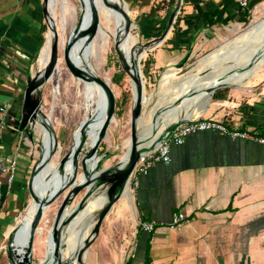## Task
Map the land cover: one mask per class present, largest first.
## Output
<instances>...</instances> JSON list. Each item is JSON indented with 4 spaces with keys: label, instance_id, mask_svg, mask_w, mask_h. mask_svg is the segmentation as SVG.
<instances>
[{
    "label": "crops",
    "instance_id": "crops-1",
    "mask_svg": "<svg viewBox=\"0 0 264 264\" xmlns=\"http://www.w3.org/2000/svg\"><path fill=\"white\" fill-rule=\"evenodd\" d=\"M128 1L134 10L140 11L139 29L145 43L163 33L179 3ZM64 2L66 11L67 0ZM43 3L44 0H0V108L7 109L5 116L0 113V123L5 122V127H0L2 264L7 262L2 253L7 250V246L3 247L4 238L11 239L19 221L22 226L18 235L22 230L24 219L20 215L31 196L29 179L36 167L29 151L28 142L32 139L25 131L15 129L21 120L22 96L35 64L33 58L45 43L42 45V37L46 39L51 30L47 35L43 33L47 26ZM56 3L57 0H50L53 19ZM263 5L264 0H250L249 9L244 10L237 0H182L178 23L176 18L168 36L154 49L153 73L175 66L192 49L198 52L213 48ZM123 6L130 14L125 0ZM207 73L202 69L173 82L181 72L168 71L166 84H171L179 94H171V102L166 98L157 102L159 110L171 114L178 109L179 99L187 95L180 91L187 89L188 83L195 95L182 107V118L218 120L242 131L264 129V68L253 65L241 79L223 83L227 85L203 101L199 88ZM164 76L165 73L162 83ZM49 142L48 157L56 149L51 135ZM11 158L17 160L18 166L14 180L8 184L2 171L4 159ZM80 177L85 181L83 174ZM41 178L40 172L33 184L35 195ZM33 200L32 197L25 213ZM180 212L186 215L187 222L171 227L173 215ZM97 218L98 215L90 225L94 227ZM144 221H156L158 226L152 233L144 232L140 229ZM59 240V233L56 239L51 234L45 238L44 260L47 258L50 264L54 263ZM37 241L35 236L32 258L34 253L43 254ZM84 264H264V146L234 140L218 131L198 132L186 137L182 145H172L170 163H157L147 174L139 176V183L133 191L130 187L129 196L114 205L87 251Z\"/></svg>",
    "mask_w": 264,
    "mask_h": 264
},
{
    "label": "rangeland",
    "instance_id": "rangeland-1",
    "mask_svg": "<svg viewBox=\"0 0 264 264\" xmlns=\"http://www.w3.org/2000/svg\"><path fill=\"white\" fill-rule=\"evenodd\" d=\"M125 1L129 5V9H130L129 17L132 23L135 25V28L133 29L132 27V29L128 32V35L132 40V45L136 44L135 49H137L140 45L145 44L144 39L142 38V35L140 33L141 31L139 29L140 11L134 10V8L131 7L129 1L128 0ZM107 3H109V5H107L106 2H102L101 4L97 2L96 10L99 15V30L96 32L94 37L91 38V40L93 43H96L98 37L97 34L100 35L104 34L108 36L109 43L106 46H104L103 45L104 42L103 41L100 42L98 46L99 59H92V62L89 65L92 66L95 69V71L98 73V76H96V78L104 79L109 83V87L112 89L116 101L120 100L123 92L129 93L130 101L126 107V110L121 115L118 114L119 108L117 107L115 108L114 118L112 119V122L110 123L106 131V134L102 139V142L98 149V154L95 156V159L92 160L93 162L91 163V165L90 166L87 165V168L91 173H95L96 171H98V168H96L97 165H99L100 169L111 168L106 174V177L103 180L101 179L102 181H100L99 189L96 190L95 192L102 189L108 183L109 177L112 174L114 168L124 158L126 153L130 151V147H131L130 120L134 105L133 94H132V78L129 75H127L125 72L121 86H118L113 83V79L115 78V76L121 73V71L123 70L117 52L114 48L118 46L119 43V34H118L117 24L115 21V12L111 0H108ZM65 5L66 4L64 0H57L55 6L54 19H52V22L49 14L45 15V23L47 25L46 35L47 32L50 29H52V32L55 31L54 36L58 41V62L56 69L54 70L53 77L41 89V93H42L41 112L44 115L43 118L44 119L47 118V120L50 121V128L56 137V140L53 139L52 142L53 148L56 147V149H54L53 151V157L51 159V162L53 164L51 163L50 165H47L43 169V171H41L42 177L46 173L48 179H52L55 175L58 174L57 165H59L61 160L65 157V155L71 151L74 145V141L75 140L77 141L76 144L85 141V138L82 137V133L84 131L82 132L79 130V127L81 123H83L85 118L84 111L80 106L81 98L79 93L82 77L78 78L74 76L68 69L64 59V49L66 48L68 43L73 42L76 39V41L78 42H76V44L73 45L70 51V56L72 55L77 56V58L82 63L86 59L87 50H88V39L83 38V40L81 41V37L77 36V33L75 32V28L78 25V22L80 21L81 15L83 14V8H84L83 20H85L86 16L92 10L91 9L92 5L90 3L87 6H85L82 0H67L68 7L66 11H65ZM44 6H46L48 11L51 12L49 9V3L47 5V2L45 3V0L43 3V7ZM110 10L112 11V17L109 19ZM123 19L125 20V18ZM263 20H264V7H260V9H254L253 15L248 19V21L243 23L241 27L238 28L231 36L220 40V42L217 45H215L213 48L198 52H195L194 49H192L189 53H187L184 56V58H182L181 61L178 62V64L182 63L180 67H178V64H176L175 66L168 67L164 71H160L159 69L157 70V72L149 76L144 75L143 64L147 59H149L150 55L153 56L155 50L149 51L148 53L139 54L140 58L138 60V64H139L138 68H139V74L142 75V80L144 84L143 105H142V111L140 117L145 119L146 128L152 126L158 127V124H160V122H162L165 118H167L170 115L169 114L170 111H168L167 113L164 110L161 111L159 110L155 112L157 102L164 101V98L170 99L171 102L172 95L174 96L176 94L177 95L179 94L178 91L176 90L174 91V89H172L171 84L168 83L164 85L162 83V76L164 73L170 70H175L177 72L187 70L186 74L191 72L194 74L202 72V68H205L204 67L205 65L204 66L200 65L202 62L206 64L208 62V59H210L215 52L219 50H226L229 47H231V45L242 34L249 32V30L252 28L253 24H255L256 21L259 23L260 22L263 23ZM50 24L52 25V27H50ZM50 33L51 31H49L48 36H50ZM50 41H51L50 44V58H51L53 43L52 40ZM75 46H77L76 50H75ZM43 47L44 45L41 47L40 53ZM38 58H40V56ZM34 63L35 64L33 65V68L29 71V79L37 76L40 71H43L49 65L48 63V65H42L43 67H41L40 61L38 62V60H36ZM256 64L264 68V61L261 62V60H259L256 62ZM152 68L154 67L152 66ZM209 68L210 67H208V69ZM84 75L87 76L88 74L84 72ZM184 75L181 76L180 74H177L173 79V82L182 79ZM170 81H172V79ZM186 85H188V88L180 91L184 94L183 96H185L190 90L189 88L190 84L187 83ZM193 95H195L194 92ZM107 116L102 122V127L107 119ZM31 132L33 134V138L31 142H28L29 151L31 152V160L35 165H38L42 157L44 159L48 158L50 142L48 138L47 146H45L44 151H42L41 133L36 129L31 130ZM93 142L94 139H92V136H90L87 137L86 144L83 143L84 144L83 154L79 156V160H78L80 166L84 154L92 150L91 148L89 149L88 147H90V145ZM101 156H103V158H101ZM70 165L72 166V163ZM81 174H82V169L80 167L79 176ZM84 177L87 179V176L84 175ZM29 180L31 182L32 176L30 177ZM47 183L48 180L45 183V186H47ZM97 186H98V182H96V184L93 186V189H95ZM39 191L40 188L37 191V193ZM86 191L87 189L83 190L77 197H75L73 201L70 202L68 206L69 210H73L75 208L78 202L86 195ZM31 199L32 196L29 197V201L27 202L25 208H27L28 203L30 202ZM62 200L63 197L57 199L52 205H50L46 209L44 213L42 221L39 225V229L35 235L38 240L37 247L38 248L41 247L43 254L39 252L34 253L32 258L33 264H39L44 261V255L46 250V243L44 241L46 236H48V232L53 226L55 216L59 210ZM24 213H25V209L22 215ZM89 217H90L89 214H87L85 215L84 218V232H85L84 235L87 232L86 239L88 243L92 245V243L96 239V236L91 235L93 226L88 223ZM71 229H72V222L63 228V241H62L63 243L67 242L68 235ZM8 242L9 239L4 238L3 247L7 246ZM90 246L87 248V251L89 250ZM2 253L5 254L3 256V260L4 261L7 260L6 264H12V260L10 259V255L7 254V250L3 249ZM0 264H2L1 261Z\"/></svg>",
    "mask_w": 264,
    "mask_h": 264
},
{
    "label": "bare ground",
    "instance_id": "bare-ground-1",
    "mask_svg": "<svg viewBox=\"0 0 264 264\" xmlns=\"http://www.w3.org/2000/svg\"><path fill=\"white\" fill-rule=\"evenodd\" d=\"M83 4L87 6L91 3L92 10L91 12L86 16L83 26L86 31L91 26L93 13H97V2L101 4L102 2H107L106 0H82ZM113 9L115 12V21L118 28V34H119V43L118 46L126 56L129 66L132 69L131 75L137 76L139 74V68H138V60L140 58L137 49H135V45H132V40L129 37L128 33L126 32L125 26L126 21L123 19L125 8L127 9V6L122 7V0H111ZM123 15V17H122ZM112 17V11L110 10L109 19ZM99 30V27H98ZM97 30V31H98ZM50 36H47V42L44 46L43 54L41 55L40 62L42 64L48 65L49 59H50V44L52 40L53 43V32L52 29L50 30ZM97 41L96 43H93L91 38H89V35L87 34L84 38L88 39V50L86 59L82 63L77 56L72 55L70 56V59L74 65H76L79 69L86 72L88 75L82 78L80 83V98L81 103L80 106L84 111L85 118L84 122H86V127L84 129V132L82 133V137L85 138V141H83L84 144H86L87 137L92 136V139H94V142L90 145L91 149H93L97 143L99 132L102 129V122L108 115V96L106 93V90L104 87L95 81L94 78L98 76V73L95 71V69L90 66L92 59H99V50L98 46L101 41H103V45L106 46L108 42V36L104 34H97ZM236 40V39H235ZM76 44V43H75ZM74 44V45H75ZM97 44V45H96ZM77 49V46H75V50ZM237 55V56H235ZM264 61V20L263 23L255 22L253 24L252 28L249 30V32L242 34L232 45L226 50H219L215 52L210 59H208V62L204 64L202 62L200 65H205V68H202L208 73L203 78V83L200 84L199 90L200 93L203 95V101L209 100L211 93H209V90L216 87L218 83H226V82H235L238 78L245 75L250 68L256 64L257 61ZM229 61V62H227ZM100 64V63H99ZM207 65V66H206ZM207 67V68H206ZM208 67H210L208 69ZM172 73H178L175 70H170ZM40 71L39 73H41ZM168 72L165 73V76L163 78V83L166 84L169 76ZM107 85L109 83L102 79ZM189 80V79H188ZM194 81V80H193ZM190 91H188L187 95L179 99L176 110H174L167 118H165L160 124H158V127H148L146 128L145 125V119L139 118L137 122V128H138V139L140 140V147H145V149H148L149 147L156 145L160 142V140L166 135L167 130L177 121L182 119V107L190 103V100L193 96V91L191 88V85L189 86ZM132 92H133V100L137 96V85L136 82L132 80ZM197 94V93H196ZM160 105L156 104V111H159ZM42 117L39 115L38 119L33 123V128L39 131L42 135V151H44L45 146H47L48 138H50V133L46 130L44 127V123L41 122ZM48 125L50 126V121L47 120ZM154 131V132H153ZM153 132V133H152ZM76 140L74 141V146L76 144ZM129 153H126L124 158L117 164V166L114 168L112 174L109 177L108 183L99 191L95 192L93 196L90 198V200L85 204V206L79 211L78 215L75 216V218L71 221L72 222V229L69 232L67 242L63 243V226L60 229L59 236V253H60V259L61 264L67 259L71 257V255L74 253L76 254V260L73 264H81L84 259H86L85 255H82L84 253V250H87V245L89 244L87 241V232L84 235V218L85 215L89 214L88 223L90 224L91 221L98 215V213L108 205L109 199L111 195H113L116 190L118 189L119 183L122 179L123 170L126 166V163L129 159ZM95 158V156L91 159H89L87 165L90 166L92 163V160ZM71 162L67 165V170L69 169L70 172L73 169V166L70 165ZM43 171V170H42ZM89 169L87 168V175H88ZM103 177V175H102ZM106 177V174H104L103 179ZM102 179V180H103ZM47 186H45V183L47 182ZM101 180V181H102ZM60 181V177L55 175L52 179L47 178V174L45 173L41 180V186L40 191L36 193V196H43L46 193V190L50 188L53 189V186L58 184ZM86 181V178H85ZM130 191V185H128L125 188L124 196H129ZM110 193V194H109ZM110 195V196H109ZM127 198V197H126ZM37 211V201L34 199L29 206L26 213L21 215V218L24 219L23 221V227L21 232L18 235V244H21V246H24L27 244V235L32 223V220L36 214ZM71 210H65L64 214L66 217L71 215ZM24 217V218H23ZM21 222V221H20ZM70 222V223H71ZM69 223V224H70ZM68 224V225H69ZM67 226V225H66ZM93 236V234H92ZM83 252V253H82ZM82 253V254H81ZM87 253V252H86ZM78 254V257H77ZM81 254V256L79 255ZM87 255V254H86Z\"/></svg>",
    "mask_w": 264,
    "mask_h": 264
},
{
    "label": "water",
    "instance_id": "water-1",
    "mask_svg": "<svg viewBox=\"0 0 264 264\" xmlns=\"http://www.w3.org/2000/svg\"><path fill=\"white\" fill-rule=\"evenodd\" d=\"M46 2H47V5H48V3L50 4V0H45V3ZM106 4L109 5V3H107V2H106ZM181 4H182V0H179L177 8L175 9V11L170 16L169 23L166 26L163 33L159 37H157V38H155V39H153V40H151V41H149L143 45H140L137 48L138 54L148 53L149 51L156 49L158 46H160L163 43V41L168 36L169 32L171 31V29L175 23V20L177 18V15L179 13L180 8H181ZM43 13H44V15L49 14V16L51 17V14L48 11L46 6L43 7ZM83 16H84V8H83V14L81 15L80 21L78 22V25L75 28V32L77 33L78 37H81V41L83 40V38L87 34L89 35V38H93L94 35L96 34L97 30H98V27H99V15H98V13H96V12L93 13L92 23H91V26L88 29V31H86L84 29V26H83V23H84L83 19L84 18H83ZM124 16H125V20H126L125 29H126V32L128 33L132 29L134 24L132 23L128 13L124 12ZM51 19H53V18L51 17ZM50 27H52L51 24H50ZM54 32H53V34H54ZM46 39H47V37H46ZM76 42H78V41H76V39H75L73 42L68 43V45L64 49V59H65V62H66L68 69L70 70V72L74 76H76L78 78L79 77L85 78L84 72H82L81 69H79L76 65H74L70 59V51ZM45 44H46V41H45L44 45ZM116 52H117V55H118V58H119V61H120V64H121L123 70L126 72L127 75H129L132 78V80L134 82H136L137 96L133 100L134 105H133V109H132V113H131V120H130V123H131V136H130L131 147H130L129 159H128L126 166L123 170L122 179L119 183L118 189L116 190V192L113 195H111L108 205L105 206L98 213L97 222L91 231V235L93 234L96 237L98 236V234L100 232V228L102 226V223L104 222L106 217L110 214L114 205L116 203H118L121 199L124 198L125 188L128 185H130L131 177H132L133 171L135 169V166H136V164L140 158V155L145 150V147H140L141 142L138 139V128H137V122H138V119L140 118L141 111H142V105H143L144 84H143V80H142V75L137 74V76H134V75L132 76L131 75L132 69L126 63L124 56L119 51H116ZM40 54L41 53H39V56H40ZM57 62H58V41H57L56 37L54 36V43H53V47H52V53H51L49 65L41 73H39L37 76H35L34 78H30L28 80L27 86L25 87L24 92H23V96H22L23 102H22L21 120L19 123H17L15 131H17V130L18 131H25L26 133H28V135L31 139L33 138V134L31 132V130H34L33 123H35V121L38 119L39 115L41 117H44V115L41 112V103H42L41 89L53 77V73H54V70L56 69ZM181 64L182 63L178 64V67H180ZM138 66H139V64H138ZM180 72H181L180 75H184L187 73V70H183ZM94 79L96 82H98L99 84H101L104 87V89L106 90L107 96H108V113H107L108 116H107V119L104 122L103 127L100 131L97 143L91 151L84 154V157L81 160V166L79 165L78 160H79V156L81 154H83L84 144H83V142H80L79 144L73 146L71 151L69 153H67L65 155V157L61 160L60 164L57 165V172H58V176L60 177L59 183L54 185L52 190L50 188H48L46 190V193L43 196H39V197H37L33 191L34 180H35L37 174H39L47 165H50L51 159L53 157V153H51L47 159L42 158L40 163L38 165H36V167H34L33 174H32V180L29 183V190H30V193H31V196L33 197V199H35L37 201V211H36V214L32 220V223H31L28 235H27V244L26 245L21 246V244L15 243V239H16L18 232L20 231L21 226H22L20 222H19V225H17L11 233L12 236H11V239L9 240L6 248H7L9 255H10V259L12 260V264H33L32 263V252H33L35 235L39 229V225L42 221L44 213L50 205H52L57 199L63 197L62 203H61L59 210L55 216L53 226L50 229V233H48V235L51 234L56 239L58 236V233L60 232V229L63 226L68 225L75 218V216L78 215L79 211L90 200V198L93 196L95 191L99 189L100 181H101V179H103L102 175L107 174L108 171L111 169V168L99 169V165H97L96 168H98V171H96L95 173H91L89 171V173L87 175V161L98 154V149H99V146L102 142V139L105 136L106 131H107L110 123L112 122V119L114 118L115 103H116L114 93H113L112 89L109 87V85H107L100 78H94ZM226 85L227 84H223V85L219 84L216 87L210 89L209 90V93H211L210 99L212 98V95L215 93V91L218 88L224 87ZM188 119L189 118L180 119L179 121L174 123L167 131L173 130L175 126H178L179 124L186 122ZM41 122L44 123V127L46 128V130L50 133V135L53 137V139L56 140L54 133L52 132L50 126L47 123V118H45V119L43 118V120H41ZM85 127H86V122L81 123L79 130L83 132ZM101 158H103V156H101ZM69 162H71L72 166H73V169L71 170V172H70V170H67V165L69 164ZM80 167L82 169L83 176L84 175L87 176L86 181H82L81 177L79 176ZM96 182H98V186L95 189H93V186L96 184ZM86 189H87L86 195L78 202V204L72 210L71 215L66 217L64 214V211L66 209L68 210V206H69L70 202L73 201L75 199V197H77L83 190H86ZM25 210H26V208H25ZM59 244L56 245L55 256H54V259H52L53 262L56 264H61V262H62L60 259V253H59V246L60 245ZM90 245L91 244H88L87 247H89ZM48 248H49V243H47V249ZM86 252H87V250L85 249L84 253L82 252L83 254L82 253L81 254L87 256ZM81 254H79V255L81 256ZM77 257H78V254H77ZM75 260H76V254L73 253L69 259L67 257V259L63 262V264H73ZM84 263H85V259H84V261L81 262V264H84ZM39 264H50V260H48L46 258L43 262H41Z\"/></svg>",
    "mask_w": 264,
    "mask_h": 264
},
{
    "label": "built area",
    "instance_id": "built-area-1",
    "mask_svg": "<svg viewBox=\"0 0 264 264\" xmlns=\"http://www.w3.org/2000/svg\"><path fill=\"white\" fill-rule=\"evenodd\" d=\"M239 6L248 10L250 7V0H237ZM264 7V5L262 6ZM6 107L0 108L2 116L6 114ZM0 127H5V122L0 123ZM204 131H218L223 135L230 137L231 139H242L247 141L256 142L264 146V129L256 131H242L238 129H231L226 126L223 122L213 119H201V118H189L186 122L175 126L173 130L167 131L166 135L156 145L145 149L135 166L133 171L130 187L131 191L139 183V176L148 173L157 163H170V151L172 145H182L185 142L186 137L189 135L204 132ZM3 174L6 176V181L11 184L14 180V176L17 170V160L15 158L4 159ZM0 181V185H1ZM187 222V217L184 213H175L172 217L170 226L176 227L182 223ZM158 223L156 221H144L140 223V229L147 233H152L157 228Z\"/></svg>",
    "mask_w": 264,
    "mask_h": 264
},
{
    "label": "trees",
    "instance_id": "trees-1",
    "mask_svg": "<svg viewBox=\"0 0 264 264\" xmlns=\"http://www.w3.org/2000/svg\"><path fill=\"white\" fill-rule=\"evenodd\" d=\"M122 17H123V15H122ZM179 19H180V16L177 18L176 23H178ZM46 30H47V26L44 27L43 33H45ZM53 36H54V34H53ZM44 42H45V37H42V45H43ZM53 43H54V41H53ZM114 48H115L116 51H119L124 56V58L126 60V63L129 65V62H128L126 56L124 55L122 50L119 48V46H116ZM38 56H39V53H37L34 56L33 62H35L38 59ZM154 63H155V59L153 58V56L150 55L149 59H147L144 62V64H143V73H144L145 76H149V75L153 74V69L154 68H152V66L154 67ZM122 70H123V68H122ZM124 75H125V71L123 70V71H121V73H119L118 75L115 76V78L113 79V83L118 85V86H121ZM132 94H133V92H132ZM129 101H130L129 93L128 92H123L120 100L116 101V103H115V108L116 107L119 108V111H118L119 115H121L126 110V107H127L128 103H129Z\"/></svg>",
    "mask_w": 264,
    "mask_h": 264
}]
</instances>
